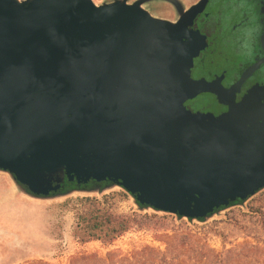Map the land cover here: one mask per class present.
<instances>
[{
	"label": "water",
	"instance_id": "95a60500",
	"mask_svg": "<svg viewBox=\"0 0 264 264\" xmlns=\"http://www.w3.org/2000/svg\"><path fill=\"white\" fill-rule=\"evenodd\" d=\"M151 1L0 0V171L18 188L51 198L118 186L199 220L264 187V89L222 121L184 113L180 99L215 87L185 72V21L206 0H162L175 22Z\"/></svg>",
	"mask_w": 264,
	"mask_h": 264
},
{
	"label": "rangeland",
	"instance_id": "374dc122",
	"mask_svg": "<svg viewBox=\"0 0 264 264\" xmlns=\"http://www.w3.org/2000/svg\"><path fill=\"white\" fill-rule=\"evenodd\" d=\"M150 13L170 17L166 9ZM112 194L123 196L108 198L104 206L132 217L129 230L108 244L78 242L72 231L85 199L101 202ZM0 264H264V187L200 222L140 209L118 186L33 198L0 171Z\"/></svg>",
	"mask_w": 264,
	"mask_h": 264
},
{
	"label": "flooded vegetation",
	"instance_id": "af4514ba",
	"mask_svg": "<svg viewBox=\"0 0 264 264\" xmlns=\"http://www.w3.org/2000/svg\"><path fill=\"white\" fill-rule=\"evenodd\" d=\"M198 1L180 0L184 9ZM149 6L150 12L166 9L170 17H162L173 22L180 16L169 3ZM185 29L195 42L185 67L187 78L213 81L215 87L180 99L178 106L205 122L232 117L253 88L264 89V0H206L185 21Z\"/></svg>",
	"mask_w": 264,
	"mask_h": 264
},
{
	"label": "trees",
	"instance_id": "16d2710c",
	"mask_svg": "<svg viewBox=\"0 0 264 264\" xmlns=\"http://www.w3.org/2000/svg\"><path fill=\"white\" fill-rule=\"evenodd\" d=\"M105 186L108 187L109 185H87L84 190L101 192ZM23 192L33 197V195L26 191ZM114 196L120 198L123 195L112 194L108 197H104L101 202L95 199H85L87 207L85 206L84 210L79 211V213L76 214V223L72 231V235L78 240V242L83 244L89 241H99L103 244H108L129 230L134 222L132 217L118 215L104 206L106 200L108 198H113ZM133 200L138 208H148L137 202L135 199ZM176 217L181 218L179 216ZM207 218L199 219L197 221L202 222Z\"/></svg>",
	"mask_w": 264,
	"mask_h": 264
},
{
	"label": "crops",
	"instance_id": "0c3cea01",
	"mask_svg": "<svg viewBox=\"0 0 264 264\" xmlns=\"http://www.w3.org/2000/svg\"><path fill=\"white\" fill-rule=\"evenodd\" d=\"M183 2H185V0H183ZM33 198H35V197H33Z\"/></svg>",
	"mask_w": 264,
	"mask_h": 264
}]
</instances>
